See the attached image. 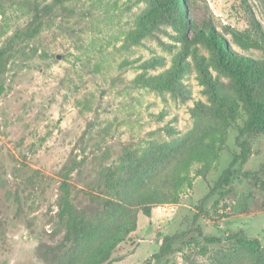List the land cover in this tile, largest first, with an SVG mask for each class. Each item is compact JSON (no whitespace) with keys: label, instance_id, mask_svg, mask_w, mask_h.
Here are the masks:
<instances>
[{"label":"rangeland","instance_id":"obj_1","mask_svg":"<svg viewBox=\"0 0 264 264\" xmlns=\"http://www.w3.org/2000/svg\"><path fill=\"white\" fill-rule=\"evenodd\" d=\"M185 1L191 20L213 25L233 51L264 58L259 48L242 52L233 43L234 33L264 38V0ZM147 6L148 0H0V49L16 32L31 35L14 43L0 77V264H57L63 250L61 185L82 206L91 196L98 201L107 166L207 123L197 116L209 97L193 63L181 78L182 92L134 83L140 73L168 69L181 49L166 24L140 45L126 40ZM196 49L209 57L204 47ZM154 58L162 65L145 70ZM236 136L230 128L228 151L205 179L193 178L177 203L154 207L150 217L137 212L136 230L115 249L112 264H142L163 236L180 232L188 233L187 242L161 264H210L227 252L245 262L235 235L264 245V136L252 138L249 157L234 166L230 193L210 194L240 153ZM212 237L220 242L204 241Z\"/></svg>","mask_w":264,"mask_h":264},{"label":"trees","instance_id":"obj_2","mask_svg":"<svg viewBox=\"0 0 264 264\" xmlns=\"http://www.w3.org/2000/svg\"><path fill=\"white\" fill-rule=\"evenodd\" d=\"M185 0H148V6L134 22L126 40L131 45L153 36L166 24L177 34L180 51L168 69L155 76L140 73L134 83L157 92H182L181 78L194 64L209 105L197 107V116L207 123L187 136L170 143L152 142L142 153H127L118 166H107L98 189L102 198L87 205L77 203L68 185H61L57 224L62 229L63 250L57 264H112L115 249L136 230L137 212L150 217L154 207L175 204L185 190L192 188L193 178L205 179L223 152L228 151V130L236 128L235 145L240 153L221 172L210 188V194L227 196L234 166L243 163L251 153L250 140L264 136V58H255L232 50L227 39L211 24H196L187 13ZM253 24L257 21L253 18ZM30 32H16L0 49V77L5 71L13 45L30 37ZM264 38L249 33H234L233 43L242 51L259 48L264 52ZM204 47L209 57L198 54ZM154 58L145 70L162 65ZM210 69L217 74L213 76ZM218 75L227 81L224 83ZM195 165L199 167L194 171ZM88 197V196H87ZM203 201H199L201 206ZM197 207L201 209V207ZM187 232L162 237L159 249L142 264L162 263L174 253L175 246L185 244ZM210 244L218 238H204ZM237 249L246 261L235 260L237 253L217 255L210 264H264V245L255 238L237 237Z\"/></svg>","mask_w":264,"mask_h":264},{"label":"water","instance_id":"obj_3","mask_svg":"<svg viewBox=\"0 0 264 264\" xmlns=\"http://www.w3.org/2000/svg\"><path fill=\"white\" fill-rule=\"evenodd\" d=\"M234 237L225 238V241L232 240Z\"/></svg>","mask_w":264,"mask_h":264}]
</instances>
